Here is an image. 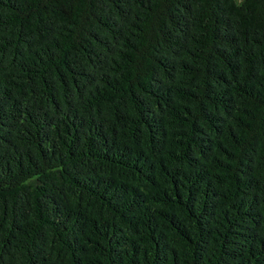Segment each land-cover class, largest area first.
Returning <instances> with one entry per match:
<instances>
[{
    "label": "trees",
    "instance_id": "trees-1",
    "mask_svg": "<svg viewBox=\"0 0 264 264\" xmlns=\"http://www.w3.org/2000/svg\"><path fill=\"white\" fill-rule=\"evenodd\" d=\"M0 264H264V0H0Z\"/></svg>",
    "mask_w": 264,
    "mask_h": 264
}]
</instances>
